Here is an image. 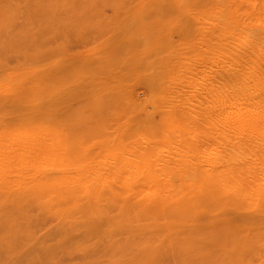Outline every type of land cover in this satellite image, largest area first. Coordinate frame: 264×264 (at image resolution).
<instances>
[{
    "label": "rangeland",
    "instance_id": "1",
    "mask_svg": "<svg viewBox=\"0 0 264 264\" xmlns=\"http://www.w3.org/2000/svg\"><path fill=\"white\" fill-rule=\"evenodd\" d=\"M218 6L0 0V264H264V197L239 200L215 171L181 187L179 205L163 210L132 209L71 187L84 176L114 175L111 157L125 143L148 147L146 137L171 143L185 136L165 135L187 127L183 112L157 114L154 134L137 118L115 117L130 97L153 110L149 84L155 97L164 94L155 80L180 87L199 77L195 70L214 53ZM197 149L199 156L186 149L170 169L205 171L210 151ZM131 159L141 168L154 163L150 156Z\"/></svg>",
    "mask_w": 264,
    "mask_h": 264
},
{
    "label": "bare ground",
    "instance_id": "2",
    "mask_svg": "<svg viewBox=\"0 0 264 264\" xmlns=\"http://www.w3.org/2000/svg\"><path fill=\"white\" fill-rule=\"evenodd\" d=\"M215 1L221 6L216 7L211 21L214 50L211 49L214 53L210 54L213 56L200 67V71L195 70L201 76L183 79L180 87L177 83L166 86L161 79L155 80V84L160 82L158 90L164 94L162 98L155 97L157 88L149 84L148 100L154 102L153 110L147 111L145 105L130 97L115 117L128 121L137 118L138 122L154 127L149 128V134H154L157 126L151 123L157 114H164L167 119L171 113L183 112L188 120L187 127L183 125L182 130L175 126L167 128L165 135L173 138L183 131L181 135L185 136L177 141L172 139L171 143L146 137L143 142L148 147L140 146L139 141L125 143L119 153L111 157L115 165L111 169L115 170L114 175L99 173L84 176L75 185L71 182V187L80 185L86 197L96 193L95 197L104 194L117 198L124 207L154 206L163 210L179 205L177 196L181 187H194L208 172L215 171L218 182L239 200L253 203L264 197V0ZM225 73L227 77L223 76ZM187 88L190 92L188 98L184 95ZM76 98H73L74 101ZM62 100L68 101V98ZM163 125L168 124L165 122ZM196 126L203 129L198 130ZM199 146H205L210 151L207 154L206 150L201 151L202 154L205 152L204 158L205 155L211 156L206 158L205 171L197 168L185 174L170 169V163L178 157L182 159L186 149L189 153L192 151L193 156ZM200 150L197 149L198 152ZM132 155L134 158L150 156L154 163L141 168L138 163L132 164ZM106 165L110 168V164Z\"/></svg>",
    "mask_w": 264,
    "mask_h": 264
}]
</instances>
